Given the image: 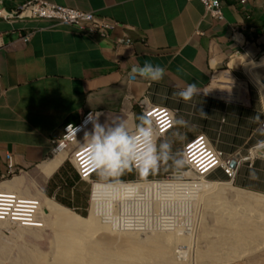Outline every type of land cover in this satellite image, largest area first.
Segmentation results:
<instances>
[{"label":"crops","instance_id":"crops-1","mask_svg":"<svg viewBox=\"0 0 264 264\" xmlns=\"http://www.w3.org/2000/svg\"><path fill=\"white\" fill-rule=\"evenodd\" d=\"M25 1L0 0V180L13 159L18 169L35 171L46 197L83 215L91 182L80 178L68 153L50 174L42 170L57 157L52 153L65 127L99 113L102 125L126 121L134 128L143 105H156L176 110V118L187 121L178 129L183 140L172 136L175 129L160 139L170 140L174 153L183 156L186 145L204 135L236 157L238 186L264 194V156L253 150L264 145V102L250 98L234 109L205 93L214 71L239 68L264 49V0H221L222 20L207 15L197 0H46L117 21L120 26L106 38L46 20L11 17ZM28 35L29 41L22 42L20 37ZM124 35L131 45L117 44ZM145 61L167 69L163 80L130 77L131 68ZM193 82L199 89L193 101L174 96ZM92 131L93 122L85 136ZM182 169L162 165L146 179L133 172L120 180L156 181ZM93 180L100 181L97 174ZM106 183L116 184H93L92 200Z\"/></svg>","mask_w":264,"mask_h":264},{"label":"bare ground","instance_id":"bare-ground-1","mask_svg":"<svg viewBox=\"0 0 264 264\" xmlns=\"http://www.w3.org/2000/svg\"><path fill=\"white\" fill-rule=\"evenodd\" d=\"M46 10H55V5L46 3ZM262 60L264 61V58H262ZM262 60L259 62L250 60L244 64V68L249 69L250 72L252 70L255 72V69H262L264 67V62ZM250 72L248 71L247 73L251 77ZM259 82L258 80L256 81V83ZM262 85L264 86L263 82ZM240 86L241 83L237 81V78L232 72H221L216 76V80L213 86L209 88L207 94L212 96L219 95L225 100L239 102L241 101L240 93H242L239 90ZM67 153V150H61L59 153L55 154L57 157L50 164L45 166L46 168L44 167L42 169L44 173L48 175L56 169L61 163V159L64 158L63 154ZM68 157H70V153H68ZM193 171L200 175L199 177L203 176L202 170ZM188 172L191 171H187L185 173L186 175L184 174V178H173L176 182H173V185H165L163 188L139 185L133 187L122 186L117 189L98 187L95 195V203H93V212L89 219L74 215V213H65L64 210L68 209H65L52 199L47 200V203L43 205L41 209L42 217L37 218L36 224H39L40 222L38 220L41 219L46 225L41 229L52 230L53 239L50 242V249L47 253H42V251H26V256L19 252L17 256L20 257L21 260L19 264H188L189 257H196L198 261L211 260L213 257H210V252H201V249H198L197 246H191L193 244L198 245L200 241L199 237L204 222L203 216L201 218L198 217V222H196V218L192 217V219L190 218L191 220H187L186 224L183 223L190 234L193 231V233L188 236L177 233L179 231V226H181H177V223L172 224L168 222L165 224L164 218H161V221L156 219V221L153 222L151 218L154 212L159 215L161 211L165 210L171 199L177 200L180 205L184 204L185 208L188 207L186 210L183 209V212L181 210V213L185 214L194 213L199 203L201 207H205V210L209 209L211 211L210 207L212 208L214 205L217 207L216 198L218 196L216 192L214 191L207 195L205 193L206 190L199 188L197 184H194L195 182L188 183V180L192 179L191 176L196 177L195 174L191 173L192 175H190ZM5 182H0V205L3 210L0 213V221H3L0 223V228L4 227L5 222H7L16 224L20 230H23V233L25 232L24 230H31V228H33L34 231L39 234L41 232L39 226L31 227V225H29V223H34L36 219L34 217V211L39 210L41 206L39 203L36 205L34 204L36 200H38L39 195L43 194L39 184L35 179H33V185L29 186L30 188H27V182L23 180H15L9 183ZM96 183H94V187ZM170 183L171 182L168 184ZM171 187H175V189H171ZM207 187H209V185ZM18 188L23 190L18 192ZM210 189L212 190L211 187ZM219 190L220 189L217 191L219 192ZM20 197L26 198L27 201L21 200ZM30 199L34 200V202L29 201ZM256 199L259 204L264 205V196H258ZM175 200H171L172 203ZM105 202L110 207H107V210L100 207V205H103ZM241 203H243L242 200ZM171 206L173 205L171 204ZM169 207L168 209H170ZM246 208L248 207L246 206ZM239 209H241L240 206ZM166 211L167 210H165V212ZM247 211L249 212V209ZM103 213L107 215V218H101ZM217 213H219L218 210ZM249 214L252 216L255 215L253 212ZM246 215L247 214H245V216ZM253 218L255 221L260 217L253 216ZM139 220H144V223ZM221 220L230 223L227 215H223ZM217 224L219 225L218 222ZM234 225L237 226L235 223ZM11 234L17 236V234L13 232H11ZM219 240H222V238ZM262 241H264V239H262ZM185 244H187V246L182 247V245ZM221 246L219 247L221 248ZM252 247L254 252L263 251L264 242L260 243L258 247ZM252 247L250 249H252ZM192 248H194L193 251ZM245 250H235L236 252L234 253H226V251L221 248V250L215 251V253L216 255L221 254V256H223L221 258H226L231 261L246 255L249 251L246 252ZM3 252H9L8 245L0 243V254H4ZM203 253H205V255ZM251 254L254 255V253ZM12 262L17 264L16 260H12ZM0 264H5L2 257H0Z\"/></svg>","mask_w":264,"mask_h":264},{"label":"rangeland","instance_id":"rangeland-1","mask_svg":"<svg viewBox=\"0 0 264 264\" xmlns=\"http://www.w3.org/2000/svg\"><path fill=\"white\" fill-rule=\"evenodd\" d=\"M262 57H263V55L261 56L260 54H258L256 56V59L254 58L253 60L256 62H259L260 60H262L261 59ZM250 60L251 59H248L247 61L243 62L242 66H239V68H234V70L226 69V68L221 70V71H228V70L231 71L233 74H235L237 81L239 83H241L242 89H241V86L239 89L242 92V93H240L241 94V101L238 102V101L225 100L223 97H221L219 95H213V97L222 99L223 101L230 103L233 107H236L234 109H238V107H241L242 105H247L250 101V98L262 100L264 102V86L262 85V80L264 79V67L262 69H260L259 71H257L258 69H255V72L253 70L250 72L249 69L244 68V64ZM233 66L234 65L231 64V67H233ZM247 70L250 72L252 79L249 76V74L247 73L248 72ZM257 80H258V82L259 81H261V82L256 83ZM212 86H213V84H211L205 90L206 91L205 93H207L209 88ZM237 112H239V110H237ZM187 169L188 168L185 165L182 170L187 171ZM188 173L190 175L195 174L197 177L196 178V177L191 176L192 179L188 180V183L195 182L194 184H197V186H199V188H203L206 190L205 193L207 195L211 194V192H214V191L216 192V195L218 196L216 198L217 207L214 205V206H212L213 209L210 207L211 211L208 209V207H207L208 210H205V207L204 206L201 207V204L199 203L198 204L199 206L198 205L196 206L194 213L191 212V214L190 213L185 214V213H181V210H182V212H183V209L186 210L184 204L180 205L177 200L171 199V200H175V201H173V203L171 200H169V202H168L169 206H171V204L173 205V206H171L172 208L167 205V207L165 208V210H167V211L165 212V210H163L160 212L159 215L161 217L154 212L153 216L151 217L152 221L155 222L156 219L161 221V218H164L163 220H164L165 224H167L168 222L172 223V224L177 223V226L181 225V226H179V228H178L179 231L177 233L180 235L183 234V235L188 236V235H191L193 233V231L190 234L188 232V230L186 229V227H184L183 223L186 224L187 220L188 219L191 220L192 217L196 218V222H198L197 220H199L198 217H200V218L202 216L204 217L203 228L201 231V235L199 237V240H200L198 243L199 246L195 245V244H193L191 246H193V247L197 246L198 249H201L200 250L201 252H210L211 253L210 257H213V258L211 260L198 261L196 257H189L188 264H264V250L254 252L253 247H252V246H254V248L258 247L260 245V243L264 242V241H262V239H264V221H263L264 205L259 204L257 199H256L258 196L259 197L264 196V194L256 192V191H250L248 189H244V188L238 186L235 181L229 180L228 177L225 176L221 170H217L215 173H213L211 176H209L208 179H204L203 176L199 177L200 175L196 174L194 171H191ZM220 174L222 176V179H220V180L215 179V176L220 175ZM185 175H184V177H185ZM166 176L161 177L160 178L161 180L159 179L156 181L138 180V181H132L135 183H116V184L106 183V185L112 189H117V188H120L122 186L133 187V186H138V185L139 186H154V187L163 188L165 185H173V182H176L175 179H173V178H170L169 180H165V179L162 180V178H165ZM32 178L35 179L43 188L44 183L37 180L36 175H35V171H32V170L24 171V173L17 174V176H15V177L14 176H7L4 180H1L0 182L7 181L5 183H9V182H13L15 180H23L24 182H27V188H30L29 186L33 185V179ZM143 181H145V182H143ZM95 182H100V181H94L93 180L91 182V192H90V197H89L88 211L82 215L81 213H79V211H75L73 209H71V210H64L63 209L65 211V213H69V214L74 213V215L81 216V217L86 218V219L90 218V215L93 212V209H92L93 203H95V198H93V200H92V197H91L93 184ZM169 182H171V183L168 184ZM207 184L209 185V187H207L208 186ZM216 185H217V187H216ZM218 186H219V188H218ZM227 186H228V188H227ZM229 186H230V188H229ZM232 186H233V188H232ZM210 187L212 188V190L210 189ZM221 187H222V189H221ZM217 188L220 189L222 191V193L220 190L218 192ZM171 189H175V187H171ZM20 190L22 191L23 189L18 188V192ZM43 193H44V191H43ZM222 194H223V196H222ZM258 194H260V195H258ZM225 195H227V196H225ZM20 198H21V200L27 201L26 198H22V197H20ZM47 200H51V199L47 198L44 194H42V195L40 194L38 200H36V202L34 203L35 205L37 203H39V205H41L42 207L40 206L39 210L34 211V213H35L34 217L36 219L34 220V223H29V225H31V227H36V226L38 227L39 226V229H41L42 227L46 226L44 221H42L41 219L38 220L40 222L39 224H36V220L38 217L39 218L42 217L41 216V214H42L41 209L43 208V205H45L47 203ZM91 200H92V203H91ZM238 200H240V201H238ZM241 200L243 201V203H241ZM29 201L34 202V200H31V199ZM237 201H238V203H237ZM106 202H108V201H106ZM106 202L103 205H100V207L104 210H107V207L110 208ZM239 203H240V205H239ZM90 205H91V207H90ZM238 205L240 206L241 209H239ZM246 206L248 208H246ZM168 207L170 209H168ZM179 207H181V208H179ZM214 209H215V211H214ZM248 209H249V212L247 211ZM217 210L219 211V213H217ZM189 211H191V210H189ZM232 211H235L237 213L232 212ZM162 212H163V214H162ZM199 212H200V214H199ZM244 212H245V214H247L246 216H245ZM251 212H253V214H255L253 216H259L260 218L258 220L254 221L253 216L249 214ZM176 213H177V216H176L177 218L175 217ZM220 213H222V214H220ZM240 213H241V216H240ZM172 214H174V215H172ZM165 215L167 216V218L165 217ZM223 215L228 216L231 224L221 220ZM247 216H249V217H247ZM170 217L171 218L173 217L174 219L171 220ZM101 218H107V215L105 213H103L101 215ZM180 218H182V220ZM168 219H170V220H168ZM175 219H177V220H175ZM243 219H246V220H243ZM139 221H142V220H139ZM257 221H259V222H257ZM2 222L3 221H0V223H2ZM138 222H137V224H138ZM142 222L144 223V220ZM217 222L219 223V225L217 224ZM234 223L237 224V226L234 225ZM40 225H42V226H40ZM10 231L17 234V236H13L14 234H11ZM22 231L23 230H20L16 224L7 223V222H5L4 227L0 228V243L7 244L8 249H9V252H7V253L3 252L4 254H0V257H2L5 264H14L12 262V260H16L17 264H19V262H21L20 257H17L19 252L23 253L26 256L28 251H40V252L42 251V253L43 252L47 253L49 251L50 242L53 239V233L51 232L52 230L41 229V232L39 234H37L33 228H31V230L30 229L24 230L25 231L24 233ZM207 233H208V235H207ZM220 238H222V240H219ZM260 239H261V241H260ZM247 240H249V241H247ZM252 241H254V242H252ZM186 246H187V244L182 245V247H186ZM219 246H221L222 250L226 251V253H234L237 250H242V249H243V251L246 249L245 251L246 252L249 251V252L246 253V255H244L243 257L235 258V259L230 261L226 258L225 259L221 258V257H223V256H221V254L216 255L215 251L221 250V248ZM251 247H252V249H250ZM193 250H194V248H192V251ZM228 250H229V252H228ZM251 253H254V255H252ZM203 254L205 255V253H203ZM29 255H31V254H29ZM218 259H220V260H218ZM211 261H214V262H211ZM216 261H217V263H216Z\"/></svg>","mask_w":264,"mask_h":264},{"label":"built area","instance_id":"built-area-1","mask_svg":"<svg viewBox=\"0 0 264 264\" xmlns=\"http://www.w3.org/2000/svg\"><path fill=\"white\" fill-rule=\"evenodd\" d=\"M194 1V0H189ZM200 1L205 8L206 14L216 20L223 19V10L221 0H197ZM46 3H52L46 0H27L19 8L11 14V17L15 15L18 17L33 19V20H46L54 23L55 25L73 26L79 31L85 34H97L103 38L108 37L114 32L120 25L117 21L103 18L95 14L94 12H86L79 9L63 6L55 3V10H46ZM1 14V12H0ZM22 42H28L30 35L20 37ZM132 39L128 35L118 39V45H131ZM259 54L264 58V49H259ZM261 58V59H262ZM221 72L228 71H214L212 75V83L214 84L216 76ZM231 72V71H230ZM235 76V74H234ZM236 77V76H235ZM1 78V73H0ZM264 83V79L262 80ZM144 115L151 113V118L156 127L158 133H161L160 139L165 137L172 129L168 128V120L171 116L177 114L176 110L156 106V105H143ZM87 114L81 124L79 125H67L62 138L56 142L53 150V156L59 153L61 150H67L70 153V161L74 164L78 171L80 178L83 181L92 182L96 172L94 166L90 164L88 155L85 151L86 146V131L89 124L92 122L88 118ZM260 129L264 131V120L260 124ZM255 153L260 152L264 156V145L255 147ZM183 157L186 160L187 171L202 170L203 178L208 179L217 170H221L229 180L235 181L238 174V166L233 168L231 166L233 160H237L236 157L226 155L223 151L215 148L211 142L201 135L188 143L184 149ZM238 162V161H237ZM187 171H177L173 174L167 175L165 180L173 178V175L184 178V174ZM24 173V170L18 169L13 162V159L9 160L8 175L17 176V174ZM6 176V177H7ZM6 177L2 178L4 180ZM0 180V181H1ZM159 180V179H153ZM161 180V179H160ZM149 181V180H146ZM0 205V213L3 211ZM188 207H186L187 209ZM163 214V212H162ZM169 216V215H168ZM171 216V215H170ZM167 218V216L165 215ZM171 218V217H170ZM174 218L172 217L171 220ZM182 220V218H180ZM170 220V219H168Z\"/></svg>","mask_w":264,"mask_h":264},{"label":"clouds","instance_id":"clouds-1","mask_svg":"<svg viewBox=\"0 0 264 264\" xmlns=\"http://www.w3.org/2000/svg\"><path fill=\"white\" fill-rule=\"evenodd\" d=\"M166 74V68L153 65L149 61H145L143 66H133L129 73L133 79L139 77L154 83L163 80ZM198 95V84L195 82L174 93V96L185 103L193 101ZM201 114L204 115L202 110ZM99 115L90 114L88 118L93 122V131L86 135L85 151L100 181L112 180L114 183H121V177L133 172L141 179H146L149 175L156 174L162 165L176 169L186 165L182 154L173 152L170 140H160L161 133L157 132L151 114L140 116L134 128L126 121L102 125ZM182 127H187V121L182 117L169 118L168 128L175 129L172 131L173 137L184 139L178 130Z\"/></svg>","mask_w":264,"mask_h":264},{"label":"water","instance_id":"water-1","mask_svg":"<svg viewBox=\"0 0 264 264\" xmlns=\"http://www.w3.org/2000/svg\"><path fill=\"white\" fill-rule=\"evenodd\" d=\"M231 166H232L233 168H236V167L238 166V162H237V160H233ZM178 177H179V176L173 175V178H178ZM179 178H181V177H179Z\"/></svg>","mask_w":264,"mask_h":264},{"label":"snow or ice","instance_id":"snow-or-ice-1","mask_svg":"<svg viewBox=\"0 0 264 264\" xmlns=\"http://www.w3.org/2000/svg\"><path fill=\"white\" fill-rule=\"evenodd\" d=\"M151 114V113H150Z\"/></svg>","mask_w":264,"mask_h":264}]
</instances>
